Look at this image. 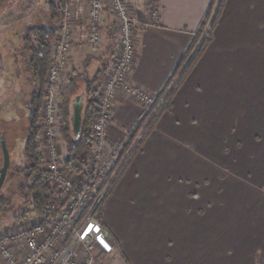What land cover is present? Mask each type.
Returning <instances> with one entry per match:
<instances>
[{
  "label": "crops",
  "instance_id": "0c3cea01",
  "mask_svg": "<svg viewBox=\"0 0 264 264\" xmlns=\"http://www.w3.org/2000/svg\"><path fill=\"white\" fill-rule=\"evenodd\" d=\"M126 1L137 24L128 78L157 94L211 0H155L157 16L148 12L147 0ZM75 5L81 16L84 0ZM110 20L106 14L100 26V50L84 43V20L76 21L72 59L89 56L102 69L99 94L117 55L107 44ZM145 107L117 96L110 124L116 139ZM212 143L223 153L207 160ZM263 152L264 0H225L212 41L104 203L105 232H98L96 254L103 250L105 264H254V256L264 255V187L256 162ZM215 172H224L223 181L207 182ZM240 173L249 177H235Z\"/></svg>",
  "mask_w": 264,
  "mask_h": 264
},
{
  "label": "built area",
  "instance_id": "2783aa9c",
  "mask_svg": "<svg viewBox=\"0 0 264 264\" xmlns=\"http://www.w3.org/2000/svg\"><path fill=\"white\" fill-rule=\"evenodd\" d=\"M73 1L69 0V5L65 4L60 30L50 46L46 93L41 110L43 138H40L46 167L37 173L46 178L61 201L51 204L45 213L34 217L29 225L10 232L1 231V264H100L95 244L98 232L105 230L98 222L95 209L119 169L117 158L127 133L116 139L111 132L115 99L120 93L135 98L146 105L143 113L156 102L158 93L151 94L128 78L135 51L134 17L125 0H109L111 13L119 22L118 59L96 100L97 114L91 127L93 143L84 169L80 173L64 170L61 166L56 108L61 96L60 74L70 60L71 45L77 34L72 17L73 4H70ZM104 1L84 0L83 40L93 48L101 45L98 25L102 19ZM155 11L153 15L157 16L158 8Z\"/></svg>",
  "mask_w": 264,
  "mask_h": 264
},
{
  "label": "trees",
  "instance_id": "16d2710c",
  "mask_svg": "<svg viewBox=\"0 0 264 264\" xmlns=\"http://www.w3.org/2000/svg\"><path fill=\"white\" fill-rule=\"evenodd\" d=\"M224 1L225 0H211L209 8L198 29L194 32L189 46L180 57L172 75L157 94L156 102L151 105L127 131L124 143L117 158V163L120 164L119 169L116 172L114 180L110 183L107 192L95 209V215L102 227L103 222L101 214L104 203L134 156L141 150L143 141L154 128L159 116L163 112L170 110L172 98L177 88L212 41L213 29L219 18ZM65 4L66 0H59V4H56L54 1H49L48 9L50 19H56L59 14V9L62 11ZM128 7L130 9L129 5ZM98 27L100 28V23ZM59 30L60 26L47 28L42 25L34 24L27 27L22 37L23 49L27 51L28 54L26 67L30 74L29 83L32 85V89L29 92L26 102L28 109V126L24 146V152L29 161V165L25 168L28 183L22 184L18 188V191L24 197L23 203L28 205L29 208H24L20 214H18L17 218L26 219L30 215H41L46 212L51 204L60 202L59 199L55 197L54 190L47 182L46 178L37 174L42 169L44 163L40 144L41 126L39 125V121L43 99L46 93L45 86L50 62V46L52 40L57 37ZM99 79V73L92 76V78L82 79L79 73L71 72V74L66 77L65 83L69 93L71 94L80 86L84 95L82 132L78 141H75L73 138L69 120L71 105L70 94L65 97L66 99L61 105L62 119L60 133L65 142L63 168L69 172L80 173L83 171L85 166L84 155L88 153L93 143L91 127L92 120L97 114L95 104L100 95L97 89ZM138 136L139 139H137ZM0 209L2 211L4 210L2 208ZM115 245L117 246L116 243Z\"/></svg>",
  "mask_w": 264,
  "mask_h": 264
},
{
  "label": "rangeland",
  "instance_id": "374dc122",
  "mask_svg": "<svg viewBox=\"0 0 264 264\" xmlns=\"http://www.w3.org/2000/svg\"><path fill=\"white\" fill-rule=\"evenodd\" d=\"M49 1H54L56 4H59V0H0V167L3 164V152L1 147V136H3L8 156H9V164L6 171V176L4 183L0 189V208L4 209L3 211L0 209V233L1 231L10 232L14 231L18 227L29 225L37 216L40 215H30L26 219L17 218L18 214L25 208H29L28 205L23 203L24 197L19 193L18 188L25 183H28L27 172L25 168L29 165V161L24 152L25 140L27 135V106L26 102L28 99V95L30 90L32 89V85L29 83V71L26 67L27 65V51L23 49V45H21V40L24 35V32L27 26L30 24L35 25H48L49 27H59L62 20V11L59 9L58 17L54 20L50 19L48 4ZM82 2L83 0H74L72 12H74L73 24L77 26V20L84 18V12L86 5L84 6V10L81 13V16H77L76 14V3ZM126 1V0H125ZM127 3V1H126ZM66 4L69 5V0H66ZM147 10L149 13L156 14V6L155 0H147ZM128 5V3H127ZM106 7V8H105ZM63 8V7H62ZM16 10H18L16 12ZM62 10V9H61ZM8 12H12L6 14ZM108 12V13H106ZM6 14V15H5ZM109 15L110 25L112 26V34H108L109 39L107 44L110 45L112 53L117 52L115 54V62L118 59L119 53V22L116 17L111 13L109 0L104 1V7L102 12L101 24L105 21V16ZM156 16V15H155ZM17 18V19H16ZM15 19V20H13ZM13 20L12 22H10ZM3 26V24H6ZM59 23V25H58ZM134 25H136V21L134 20ZM101 28H99V31ZM134 30V29H133ZM136 31V29H135ZM101 35V47L103 46L104 36L102 31ZM107 36V37H108ZM53 42V41H52ZM88 45L87 43H85ZM98 47V49L100 48ZM89 48H92L88 45ZM116 47V49H114ZM73 44L71 45L69 62L65 66V68L61 71L60 74V92L61 96L57 102V120L59 124V140H60V152L63 167V157L65 153V142L63 141L60 133L61 128V105L62 102L66 99L65 97L69 95V91L66 88V77L71 74V72L79 73L82 79L92 78V76L99 73V81L101 80V70L94 68V63L89 56H82L79 60H73ZM94 49V48H93ZM96 49V48H95ZM100 50V49H99ZM111 53V54H112ZM115 65V64H114ZM109 74V73H108ZM107 74V77H108ZM104 79V83L106 78ZM98 81V82H99ZM82 91L80 86L76 88L74 92L70 94V99H72L80 94ZM72 95V96H71ZM45 112L43 113V115ZM44 121V120H43ZM39 125L41 126L40 130V138H43L42 134V114L40 117ZM210 145V144H209ZM213 146V155H210L209 158L214 157L216 155H222V149L217 148L216 144H211ZM210 145V146H211ZM237 147H240L241 144H236ZM216 148V149H215ZM249 148V147H248ZM252 150V148H249ZM227 152V150L225 149ZM216 153V155H215ZM43 155V153H42ZM264 155V152H263ZM45 157V155H43ZM43 157V167H46L45 158ZM85 160L88 157V153L84 155ZM257 157L258 166L261 165L262 174L258 178L257 183L264 187V156ZM217 161V160H215ZM255 162V163H256ZM42 167V169H43ZM224 173V172H221ZM220 172H215L214 174H209L207 182H222L223 174ZM245 174H237L238 179H242ZM249 177V174L245 175ZM202 177V176H200ZM55 193V192H54ZM56 197V196H55ZM57 199L61 201V197L57 196ZM56 203V202H55ZM57 204V203H56ZM97 259L100 264H105V253L103 250H99L97 248ZM2 261H0V264ZM254 264H264V255L262 257L254 256Z\"/></svg>",
  "mask_w": 264,
  "mask_h": 264
},
{
  "label": "water",
  "instance_id": "95a60500",
  "mask_svg": "<svg viewBox=\"0 0 264 264\" xmlns=\"http://www.w3.org/2000/svg\"><path fill=\"white\" fill-rule=\"evenodd\" d=\"M83 113H84V95L81 92L72 99L70 105L69 120H70L73 138L75 141L79 140L82 132ZM1 147L3 152V164L0 167V189L4 183L6 171L9 164V156L3 136H1Z\"/></svg>",
  "mask_w": 264,
  "mask_h": 264
}]
</instances>
